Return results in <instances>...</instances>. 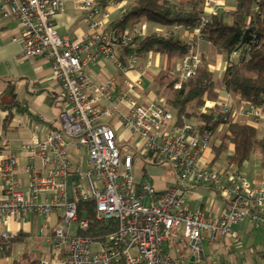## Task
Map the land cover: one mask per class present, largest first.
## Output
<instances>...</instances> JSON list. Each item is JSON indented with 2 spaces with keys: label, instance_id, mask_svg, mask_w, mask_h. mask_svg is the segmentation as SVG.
<instances>
[{
  "label": "built area",
  "instance_id": "2783aa9c",
  "mask_svg": "<svg viewBox=\"0 0 264 264\" xmlns=\"http://www.w3.org/2000/svg\"><path fill=\"white\" fill-rule=\"evenodd\" d=\"M66 1L0 0V16L19 21L23 55H43L51 61L53 75L69 105L59 113V130L48 131L42 137L33 135L19 143L18 153L27 157L26 186L18 177L20 161L11 140L3 136L0 141V223L8 226L12 218H21L27 212L42 217L60 213L56 225L43 235L49 252L36 264L205 263V240L209 246L217 244L218 237L229 235L232 225L244 219L256 227L264 224V178L256 181L238 170L220 171L203 159L215 133L228 131L233 114L255 125L262 115L261 106L243 102L233 112L228 101L218 100L216 127L198 131L190 121L177 123L175 116L158 102H139V78H124V87H118L113 77L95 84L85 71L87 64L107 58L124 73L137 62L135 54L127 55V64L123 62L114 33L107 27L111 11L115 9L120 14L125 0L110 3L111 8L103 10L99 19L95 14L100 7L94 0H74L91 18L89 31L75 38L58 34L55 27V17L65 10ZM203 21L193 28L175 24L172 30L194 31L199 37ZM166 31L158 32L164 35ZM145 33L143 21L122 30L120 41ZM198 67L190 47L182 58L180 79L193 77ZM175 86H180V80ZM100 100L111 104L102 105ZM114 116L122 126L138 134L141 155L152 152L171 163L177 176L175 184L156 191L151 182L134 181L133 156L121 153L115 129L106 122ZM70 148L76 155L80 150L86 153L84 171L80 162L72 161ZM186 184L196 190L204 186L221 199V206L189 208ZM80 201H92L94 219L114 221V227L100 238L87 234L91 225L87 217L78 216ZM73 222L78 224L75 235L70 234ZM13 236L7 229L1 233L0 252L7 249ZM174 240L188 246V256L172 257L165 250L166 243ZM252 251L260 256L251 264H264V251Z\"/></svg>",
  "mask_w": 264,
  "mask_h": 264
},
{
  "label": "trees",
  "instance_id": "16d2710c",
  "mask_svg": "<svg viewBox=\"0 0 264 264\" xmlns=\"http://www.w3.org/2000/svg\"><path fill=\"white\" fill-rule=\"evenodd\" d=\"M115 1L122 0H94L95 4L101 7ZM234 2L235 8L229 13L220 10L205 13L204 0H126L124 10L112 17L107 25L114 33L124 63L127 64V55L130 54H135L137 58L151 52L167 55L166 68L161 69L153 78L155 93L160 94L166 90L167 95L162 102L164 109L172 111L179 124L187 119L194 120L198 131L216 127L220 114L217 105L220 90L239 97L242 103L260 105L261 116H264V0ZM203 19L199 37L210 42L220 53H235L236 58L229 60L220 77H216L209 67L203 65L196 69L193 77L181 80L180 71L175 70V66L191 45L171 27L176 24L193 28ZM143 21L154 22L169 29L164 35L152 30L143 35H131L127 41H120L122 30ZM179 80L180 86L176 87L175 84ZM11 107L21 112L26 111L16 100L13 83H9L0 93V108L9 110ZM33 117L37 120L36 115ZM48 125L51 130H59V127L52 123ZM254 146H257L260 152L259 166L264 172V127L262 136L258 138L255 125L247 121L231 120L227 132H216L214 135L210 165L225 154L224 159L228 165L239 167L247 161ZM144 155L152 157L154 161L158 159L152 152ZM77 211L79 217H87L90 221L91 227L87 234L100 238L114 227V221L103 222L94 219L92 201H80ZM105 223L111 226L108 228ZM19 235L20 232L17 237ZM3 253L5 252H0ZM26 257L28 254L22 253L7 264L37 263L36 259L32 263L26 262Z\"/></svg>",
  "mask_w": 264,
  "mask_h": 264
},
{
  "label": "crops",
  "instance_id": "0c3cea01",
  "mask_svg": "<svg viewBox=\"0 0 264 264\" xmlns=\"http://www.w3.org/2000/svg\"><path fill=\"white\" fill-rule=\"evenodd\" d=\"M125 1L122 4H125ZM97 6L100 7V9H98L99 12L95 14V18L97 19L101 17V13L103 10L111 8L110 4L107 7H101L99 5ZM234 8V0H204L205 13H214L219 10L229 13L233 11ZM116 15H118V13H116V10L113 9L111 11V16L114 18ZM90 21L91 18H88L86 14L74 4V0H67L65 3V10L63 12L58 13L55 17V27L58 34L69 38H75L78 36L85 35L89 31ZM165 29L168 30L169 28L163 27L162 30H154L163 31ZM177 34L186 41H188L189 37H191V49L193 51L194 56L197 58L199 66L206 65L207 67H209V69L214 72V75L216 77H220L229 60L236 58L235 53H232L231 55L220 53L211 45L210 42L198 37L194 31L188 32L185 29H179L177 31ZM20 35L21 26L16 18L0 16V93L4 91V89L9 83H13L16 100L20 103V106L22 108L26 109V111L21 112L15 107H11L9 110H4L0 108V128L2 132V137L0 138V141L3 139V135L6 136L5 129L13 109L20 113H26L30 116V118L33 119V115H36L37 121L41 122V124H43L44 129H46V131L44 132L41 130V135L43 136L46 132L52 129L51 127H49L48 123H52L56 127H59V123L56 124L51 121L50 118L44 117L41 114L44 110L42 106L46 102L48 104L58 102L60 106L58 110V115L61 110L67 109L69 106L65 98V93L57 79L54 77L53 72L51 70V61L43 55L25 57L22 53V43ZM109 61L110 60H108L107 58H102L97 63L87 64L85 66L86 73L90 76L91 80L95 84H99L103 82V80L113 77L118 87H124V78H129L131 80H136L139 78L142 81L141 85L138 86L136 90L137 99L139 102L146 104L149 102L164 101L165 96L167 95V91L163 90L160 94H156L154 88L155 86L153 84V78L161 69L166 68L168 63V58L166 54L151 52L143 57L137 58V62L135 63L134 68L124 73L120 72L110 61L114 67L111 66ZM181 66L182 60H178L175 66V70H179L180 75ZM219 100H226L229 104L231 103L233 112H236V109H238V105L242 103L239 97L231 95L225 90L219 91ZM100 104H102V100H100ZM109 104L107 103L102 105ZM120 108H124V105H120ZM166 111L169 112L174 118V114L172 111ZM237 117V115L233 114L232 119L237 120ZM187 121L190 120L187 119ZM106 122L114 127L119 147L120 144H124V142H128L129 140H131L132 136L134 135V132L128 130L117 121L116 116H114L110 120H107ZM33 135L42 137L39 135V132L33 131L31 132L28 138L22 141L30 139ZM22 141L15 142L14 140H11L12 148L17 151V156L19 154H23L18 153V146L19 143ZM138 143L136 144L137 149ZM79 157L80 156H78V159H76V162H74L73 160L72 161L74 163L80 162ZM205 157L207 159H210L212 157L210 145L205 150ZM24 166H21L19 162L17 170L18 177L22 180L23 185L26 186L27 178L24 172ZM171 172L174 173L173 168ZM261 178H264V172L262 170L258 172V175L250 177L249 179L259 181ZM139 181L145 182L144 179H141ZM152 181V184L154 185L156 191H161L167 186L176 183V181L170 182L169 179L160 181L159 179L153 177ZM185 193L187 195V206L189 208L203 206L207 209H213L219 208L222 204V201L218 196L212 195L210 191H208L202 185L196 190L195 186H189L188 184H186ZM190 202L193 203V207L190 206ZM59 215V212H54L46 217H42L37 215V213L35 212H27L23 214L21 218H12L8 226H3V224L0 223V236L5 229L10 230L14 234L13 239L10 241L7 249L4 251L5 253L0 254V264H7L12 261L13 259L10 260L11 256L19 257L22 254L21 252H19V249L13 251L15 250L14 248L16 246V242L28 241L31 237L35 238L38 242H40L39 247L40 249H42L41 252L36 253L37 256H33V254L29 252V250L23 252L28 254V257H26V262L32 263L34 259L38 261L39 258L44 255H47L49 252V246L45 242L43 235L50 231L56 225ZM244 220H242L241 222H243ZM19 232L20 235L17 237V234ZM220 239L222 238L218 237L216 239V242H218L217 244L220 243ZM176 241L174 240L171 242H167L164 246L165 250L169 254V250L175 247ZM223 242L224 246H227L228 240L225 239ZM213 245L214 244H212L211 246ZM252 246L256 251L260 253V251H264V242H261L260 244H249L248 247L245 248V254L251 259V262L253 260H258L260 256V254H255L254 252H251L253 250ZM188 254L189 250L185 253L180 252L179 258H185L186 256H188ZM191 264L209 263L208 260L205 258V263ZM211 264H213V261Z\"/></svg>",
  "mask_w": 264,
  "mask_h": 264
},
{
  "label": "rangeland",
  "instance_id": "374dc122",
  "mask_svg": "<svg viewBox=\"0 0 264 264\" xmlns=\"http://www.w3.org/2000/svg\"><path fill=\"white\" fill-rule=\"evenodd\" d=\"M146 23V31L150 32L154 29L156 30H162L163 27L159 24H156L154 22L144 21ZM139 23L138 25H140ZM110 62V61H109ZM110 65L113 66L110 62ZM114 67V66H113ZM133 69V67L131 68ZM130 70V69H129ZM159 103V105H162V101H156ZM152 103V102H149ZM55 104V105H54ZM102 104H107V102H104L102 100ZM232 108V104H229ZM243 106L241 103L238 105V108L240 109ZM43 113H41L44 117H48L53 121L54 123H59L60 121L57 116L58 110H59V103H45L43 106ZM165 108V107H163ZM32 112V111H31ZM36 114V113H35ZM238 121H248L245 117L238 116ZM192 124H194V120L190 121ZM256 127V137H261L263 133V127H264V116H261V118L257 121L255 124ZM46 131L44 129L43 124L41 122L30 118L29 115L26 113H20L15 111V109L12 110V114L10 118L8 119L7 126L5 129V135L6 139L14 140L15 142L25 140L29 137L31 132L37 131L39 132V135L42 136V132ZM131 140L128 142H124V144H120L121 153L122 154H131L134 156V161L132 165V177L135 182H138L141 179H144L145 182H151L152 177L157 178L160 181H164L165 179H169L170 182L177 181L176 174L172 173V166L171 163L164 159L159 158L156 161L150 156L141 155L140 150L136 148V144L139 141V137L137 133H133ZM213 142V141H212ZM211 142V143H212ZM123 143V142H122ZM210 143V146H211ZM71 159L76 162V159H78V156H80V167L84 171L85 170V161H86V153L82 150L79 151V154L76 155L71 150V148L68 150ZM225 154H222L215 162L213 163V167L217 170H230V171H240L245 177L248 179L250 177H254L258 175V172L260 169V152L257 148V146H254L250 152V155L241 166L234 165L233 167L231 165H228L227 162L224 159ZM18 158L20 160V165L24 166L26 162V157L24 154H19ZM212 158V157H211ZM210 159H207L205 156L203 159L206 163L210 164ZM190 206L193 207V203L190 202ZM193 209V208H192ZM78 224L73 222L70 225V234L75 235L77 232ZM232 231L229 235L226 237H223L220 239L219 244H214L213 246H208V243L206 241L202 244V251L204 254V257L208 260V263L211 264L212 261L217 262V264H236L237 262H241L243 264H251V259L245 254V248L248 247L249 244H260L261 242H264V224L261 223L259 227H256L253 222H250L249 220H244L243 222H240L238 224H233L231 227ZM249 229V230H248ZM236 235V237H235ZM228 240L227 246H224V240ZM39 243L35 238L31 237L28 241H17L15 250L19 249V252L23 253L27 250H29L30 253L33 254V256H37V252H41V249L39 247ZM181 250V251H179ZM189 248L187 245L184 244L183 241L178 240L175 243V247L171 248L170 255L172 257H179L180 252L185 253L188 251ZM14 255V253H13ZM10 257V256H9ZM17 256H11L10 260L15 259Z\"/></svg>",
  "mask_w": 264,
  "mask_h": 264
},
{
  "label": "water",
  "instance_id": "95a60500",
  "mask_svg": "<svg viewBox=\"0 0 264 264\" xmlns=\"http://www.w3.org/2000/svg\"><path fill=\"white\" fill-rule=\"evenodd\" d=\"M74 177H76V176H74ZM70 178H71V177L68 178V181H67L68 184L70 183ZM67 191H68V195H70V187H69V186H68V188H67ZM70 199H71V198H70Z\"/></svg>",
  "mask_w": 264,
  "mask_h": 264
}]
</instances>
